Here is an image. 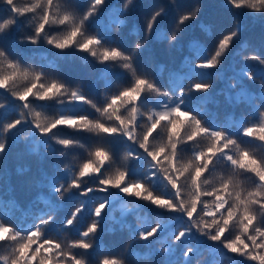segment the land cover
Returning <instances> with one entry per match:
<instances>
[{"label":"snow or ice","instance_id":"6c2138e0","mask_svg":"<svg viewBox=\"0 0 264 264\" xmlns=\"http://www.w3.org/2000/svg\"><path fill=\"white\" fill-rule=\"evenodd\" d=\"M105 3L90 0L87 10L78 14L59 0L23 4L0 0L7 13L0 18V36L10 32L18 19L31 15V34H22L21 42L37 45L43 40L61 51L75 47L86 52L101 66L103 81V100L97 103L80 90L81 84L71 87L58 76L50 79L49 69L25 66L0 46V161L10 147L21 145L42 161L55 151L50 141L61 146V157L76 146L87 151L78 164L73 157L51 175L38 167L35 195L26 204L18 200L10 179L0 178V208L6 204L11 213L24 217L23 227L15 215L0 217V264H132L129 257H136L135 264L144 257L149 264H192L197 253L201 264L205 252L195 243L201 237L254 264H264V226L259 222L264 216V155L241 140L248 138L264 149V58L251 51L245 54V43L238 53L243 63L222 71L243 28L234 20L211 51L192 39L189 54L178 65L157 64L149 58L147 68L138 66L137 57L150 38L166 41L171 50L184 28L197 20L201 3L193 0L190 7L178 9L167 31L157 28L165 6L156 5L144 17L142 37L133 27L134 43L128 51L107 36L86 33L85 22ZM134 3L122 0L119 11L107 20V32L120 31ZM169 3L175 5L176 0ZM225 5L264 14V0H225ZM51 25L66 30L50 35ZM199 28L205 35L212 33L209 24ZM248 62L258 64L261 71ZM165 74L167 86L162 87L158 80ZM122 75L128 77L125 83L119 82ZM214 78L224 81L215 94ZM114 83L120 86L114 89ZM52 100L88 105L95 115L57 112L49 117L37 110L36 102ZM61 127L92 133L101 141L120 137L127 144L118 160L106 143L85 146L58 137ZM185 146L191 147V154L186 155ZM141 159L145 167L134 174L132 165ZM113 165L121 166L110 171ZM218 165L222 174L215 176ZM26 171L18 168L16 176L32 184L33 178L24 177ZM66 196L78 203L63 211ZM138 202L175 214L179 223L172 226L161 215L153 220ZM58 233L72 238L67 242L53 238ZM122 234L127 240L122 246L104 239ZM136 245H143L142 250Z\"/></svg>","mask_w":264,"mask_h":264},{"label":"trees","instance_id":"16d2710c","mask_svg":"<svg viewBox=\"0 0 264 264\" xmlns=\"http://www.w3.org/2000/svg\"><path fill=\"white\" fill-rule=\"evenodd\" d=\"M26 0H18V3L23 4ZM59 2L78 14H82L87 10L90 0H59ZM193 0H176L175 5L169 3V0H135V3L127 13V23L120 29L118 33H110L106 31V23L108 18L113 14V12H118L122 0H106L105 6L102 7L96 16L90 17L88 21L85 22L86 33H97L100 36H107L109 42H114L121 46L125 51L131 49L134 43V37L132 35V29L135 27L139 35L143 36V20L150 10L156 5H164L165 12L159 18V23L157 25L158 29H163L165 31L170 30L175 23L177 10L190 7ZM201 3V11L196 21L188 24L183 32L181 33L178 41L174 42L171 50L168 49L166 41H157L154 38H150L148 45L137 57V65L147 68L148 60L151 58L155 63H163L165 65L176 66L180 63L185 55L189 54L188 44L192 39H198L201 43L211 51L214 42L217 37L223 34L225 31L229 30L233 24L234 20H239L243 25L238 38H236L232 44L230 51L228 52L223 66L222 71L230 72L233 66H239L243 63L238 55L241 46L245 43L248 45V51L255 52V54L260 55L264 58V14L253 13L246 9L234 10L230 6L225 5V0H199ZM6 11L2 5H0V18L6 15ZM33 17L31 15L27 17H21L17 20L16 25L12 28L10 32L6 35L0 36V46H3L7 52L18 58L25 66L31 64L32 67H42L49 69L51 71L49 78L60 77L66 81L71 87H76L79 83L82 85L80 90L84 91L85 94H89L94 102L100 103L103 97L100 95V91L103 88V81L99 78V74L102 71L100 65L96 63L93 57L89 56L86 52H81L75 47L64 49L63 51L55 49L50 45H47L43 40L39 41L37 45H32L27 42H21L19 37L24 34H31L32 24L29 23ZM201 23L209 24L212 26L211 35H205L201 32L199 25ZM66 28L59 25H51L48 28L50 35H56ZM252 67L256 69L257 72L261 71L258 64L253 62H248ZM127 76H121L119 82L125 83L127 81ZM212 85L213 94L217 93L221 88L224 87V81L214 78ZM23 83V82H21ZM158 83L162 87H166V74L165 79H159ZM118 83H114L113 88L119 87ZM251 88L257 89L259 86L257 84H251ZM2 91V90H0ZM219 111L223 115L224 104L223 97H220ZM37 110L43 111L45 116H53L55 113L67 114L70 116H76L79 114H88L90 117L94 116V110L88 105L75 103V102H63L57 103L55 100L47 102H36ZM189 105L193 106L192 102L189 101ZM210 107L215 108V105H210ZM56 135L61 138H70L74 141H79L80 144L85 146H91L98 142H103L108 144L119 160L121 154L124 151V146L127 144L126 140H122L120 137H104L101 141L100 137L95 136L92 133H87L83 131H74L72 129L61 127L56 130ZM159 137L156 138V142H159ZM242 142L248 143L250 146L256 148V151L260 155H264V149L259 148L257 142L250 141L248 138H241ZM53 149L55 151L46 156L42 161L35 154H27L24 151L23 145L17 147H10V150L3 161H0V178L10 179L11 184L15 185L16 196L22 204H26L32 196L35 195V184L34 180L38 176L37 168L40 171H44L47 174H53L57 167H62L68 160H73V157L78 159L73 161L74 163H79V158L87 157V151L78 146L72 147L68 150V155L61 157L59 156V151L61 146L57 145L55 141H50ZM42 150V149H41ZM184 152L191 154V147L185 146ZM121 165H113L110 171H114L116 167ZM145 167V161L141 159L132 165L134 174L139 172V170ZM27 169L24 173V177L33 178V183H25L22 178L16 176V169ZM220 166H217V170L213 175L219 176ZM208 179L212 181L213 176H209ZM161 190H165L162 185H158ZM7 199V198H6ZM78 203V201L71 200V197H65L64 209L63 211H68L71 209L72 204ZM140 203V207L143 212L153 220L157 215L165 216L168 218V222L175 226L179 223L178 219H174L175 214H165L161 213L159 210L153 208L150 205H146L143 202ZM43 206V205H41ZM118 207V205H117ZM15 218L17 219V224L23 227L24 217H21L18 213L13 214L9 211L7 205L0 208V217L3 218ZM130 220L134 221L133 217H129ZM87 218L84 219L86 224ZM261 226H264V216L259 218ZM53 238H58L61 241H70L72 236L68 233H58L53 236ZM126 234H122L116 237L111 235L105 236V241H117L119 245L122 246ZM125 243L127 240L124 241ZM195 243L200 249H203L205 254L204 257L200 259L201 264H254L253 261L247 260L242 256H238L234 253L228 252L219 243H213L205 238H199L195 240ZM160 245L157 244V247ZM138 249L143 248V245H136ZM199 254H195L192 257V264H200L197 260ZM90 259H92L90 257ZM132 264H135L136 257H129ZM139 264H149V259L144 257L140 260Z\"/></svg>","mask_w":264,"mask_h":264}]
</instances>
